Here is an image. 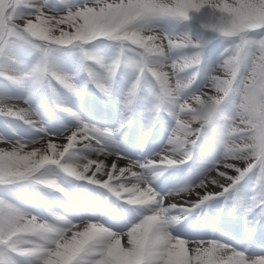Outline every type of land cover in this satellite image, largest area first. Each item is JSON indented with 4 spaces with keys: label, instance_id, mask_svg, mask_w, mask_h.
<instances>
[{
    "label": "snow or ice",
    "instance_id": "6c2138e0",
    "mask_svg": "<svg viewBox=\"0 0 264 264\" xmlns=\"http://www.w3.org/2000/svg\"><path fill=\"white\" fill-rule=\"evenodd\" d=\"M0 124V264H264V0H0Z\"/></svg>",
    "mask_w": 264,
    "mask_h": 264
},
{
    "label": "clouds",
    "instance_id": "9594fccd",
    "mask_svg": "<svg viewBox=\"0 0 264 264\" xmlns=\"http://www.w3.org/2000/svg\"><path fill=\"white\" fill-rule=\"evenodd\" d=\"M194 111L199 120L193 122L199 123L207 130L204 143L208 151L215 154L226 138L223 125L230 120V115L222 105L211 103H207L206 106L195 105Z\"/></svg>",
    "mask_w": 264,
    "mask_h": 264
},
{
    "label": "rangeland",
    "instance_id": "374dc122",
    "mask_svg": "<svg viewBox=\"0 0 264 264\" xmlns=\"http://www.w3.org/2000/svg\"><path fill=\"white\" fill-rule=\"evenodd\" d=\"M217 42H218V44H217ZM211 43H213L214 45H221V46L223 47L222 49H224V47L226 46V45H225L222 41H220V40H213ZM209 44H210V43H209ZM214 45H212V46H214ZM213 49H214V48H213ZM221 52H222V51H219V50H218V52H215V53H209V55H208L209 63L211 64L212 67H214L215 64L218 62V60L220 59V53H221ZM216 74H218V75H222V73H220V72H217ZM108 111H110L112 114H114V117H115V115H116V110H115L114 108H111V107H110V108L108 109ZM137 122H138V121H137ZM140 123H141V124L138 125V130H137V132H135V138H136V137H139L140 140H142V139H143V131H144V129H143V126H142V122H140ZM1 126H2V124H1ZM2 127H3V126H2ZM0 131H3V129H1ZM155 133H156V135H157V139H156V141H154L153 143L156 144L158 147L155 148V151L152 153V156H154L158 150H160V149H162V148L164 147V145H165V143H166V138H167V136H166V132H165V131H159V130H156ZM150 139H151V137L149 138V141H150ZM148 145H150V143H148ZM146 147H147V146H145V148L143 149L142 156H144L143 154H144V152L146 151V150H145ZM135 148H136V147L128 148V149H131V150H128V151H129L128 154H130V151H131V152L134 153L135 155L141 157V152H140V150H138V148H136V149H137V150H136ZM152 156H151V157H152ZM132 157H134V156H132ZM151 157H144V158H151ZM193 224L195 225L196 222H194Z\"/></svg>",
    "mask_w": 264,
    "mask_h": 264
},
{
    "label": "bare ground",
    "instance_id": "6f19581e",
    "mask_svg": "<svg viewBox=\"0 0 264 264\" xmlns=\"http://www.w3.org/2000/svg\"><path fill=\"white\" fill-rule=\"evenodd\" d=\"M0 126H1V124H0ZM1 129V128H0ZM149 153H151V151L150 152H147L145 155H149ZM130 156H135V154L134 153H130L129 154ZM152 155H150V157H151Z\"/></svg>",
    "mask_w": 264,
    "mask_h": 264
}]
</instances>
